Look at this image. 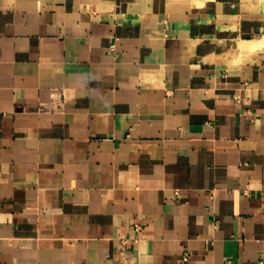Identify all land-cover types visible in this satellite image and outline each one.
<instances>
[{"label":"crops","instance_id":"0c3cea01","mask_svg":"<svg viewBox=\"0 0 264 264\" xmlns=\"http://www.w3.org/2000/svg\"><path fill=\"white\" fill-rule=\"evenodd\" d=\"M263 32L264 0H0V264H260Z\"/></svg>","mask_w":264,"mask_h":264},{"label":"built area","instance_id":"2783aa9c","mask_svg":"<svg viewBox=\"0 0 264 264\" xmlns=\"http://www.w3.org/2000/svg\"><path fill=\"white\" fill-rule=\"evenodd\" d=\"M260 38H261V40L264 42V32L261 33ZM263 52H264V50H263ZM135 226H136V229H137V230L140 229V227H139L138 225H135ZM125 244H126V238H122V239H121V250H122V251L124 250ZM188 256H189L188 253H185V257H186V259L188 258ZM259 263H260V264H263V263H264V256H263V255L261 256V258H260V260H259Z\"/></svg>","mask_w":264,"mask_h":264}]
</instances>
